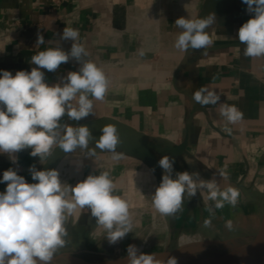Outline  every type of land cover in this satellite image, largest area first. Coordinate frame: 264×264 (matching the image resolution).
<instances>
[{
    "label": "crops",
    "instance_id": "obj_1",
    "mask_svg": "<svg viewBox=\"0 0 264 264\" xmlns=\"http://www.w3.org/2000/svg\"><path fill=\"white\" fill-rule=\"evenodd\" d=\"M210 13L215 14V23L206 29L212 40L207 54L203 49H176L182 31L176 19L205 18ZM250 15L242 0H0V70L13 75L31 71L36 67L31 56L46 48L70 52L74 41L61 35L71 27L79 30L77 43L89 53L82 59L94 62L110 81L104 100L93 101V115L80 121L61 118V125L86 126L91 138L87 149L68 153L56 170L69 185L109 171L116 194L129 204L133 230L109 244L90 210L78 211L69 217L66 246L51 264L66 258L85 263L125 258L130 244L156 256H171L199 242L228 244L232 250L221 257L233 256L234 261L249 248L264 215V57H245V45L237 38ZM37 33L45 41L39 47ZM80 67L70 57L54 72L41 70L53 85ZM202 85L220 96L217 105L201 106L192 99ZM224 103L236 105L243 120L227 125L219 114ZM108 125L117 128L122 141L116 149L122 154L118 161L96 148ZM225 126L232 129L230 134ZM59 131L63 133V127ZM93 149L95 157L88 155ZM30 151L17 153V164L0 154V178L11 167L33 183L29 167L43 170L48 160L41 164ZM164 155L175 158L173 178L177 172H198L194 179H215L221 189L236 188L240 193L236 206L215 210L211 225L204 227L209 218L206 190H198L174 216L158 213L152 195L161 183L158 161ZM221 169L227 179L219 175ZM5 188L6 183H0V192ZM228 220L231 229L225 227Z\"/></svg>",
    "mask_w": 264,
    "mask_h": 264
},
{
    "label": "clouds",
    "instance_id": "obj_2",
    "mask_svg": "<svg viewBox=\"0 0 264 264\" xmlns=\"http://www.w3.org/2000/svg\"><path fill=\"white\" fill-rule=\"evenodd\" d=\"M250 18L237 32L239 42L245 45V57H264V0H242ZM215 23V14L205 18H177L175 25L182 29L174 47L182 52L189 48L207 54L212 40L206 29ZM79 30L63 29L61 39L74 41L70 52L59 47H50L31 56L36 65L31 71L19 70L12 74L0 70V154H6L12 164L18 163L17 153L31 149L29 155L38 157L41 164L53 154L56 147L65 153L77 148L87 149L91 133L86 126L61 125V118L67 115L71 120L80 121L93 115V101H102L110 81L104 71L91 60L83 44L77 43ZM45 43L42 34L37 33L36 47ZM144 53L141 52V55ZM74 58L81 63L78 71H70L61 81L49 85L45 73L56 71L62 63ZM188 87H192L189 83ZM192 99L201 106L217 105L220 96L209 90L208 85L194 91ZM219 114L227 125L242 121L244 113L236 106L220 104ZM63 127V133L59 130ZM96 148L112 154L113 160H120L122 154L117 146L122 142L114 125L104 126ZM224 131L232 129L225 126ZM96 156L95 150L88 152ZM175 158L162 156L158 166L163 170L161 183L152 195L154 209L163 216H174L182 211L186 198L190 199L198 190H206L205 206L209 218L204 227L211 225L215 210L226 204L235 207L240 193L234 187L221 189L215 179H194L199 173L177 172L173 178ZM33 183L18 174L14 168L3 172L0 183L6 188L0 192V264H51L55 255L66 246L69 233L65 227L69 217L89 209L98 226L105 230L109 244L124 239L133 230L129 204L117 195V184L110 172L89 174L75 185L62 183L56 169L37 170L29 167ZM219 175L227 179L221 169ZM214 202V206L208 205ZM228 220L225 227L232 228ZM126 264H178L175 256L166 260L156 254L139 252L135 245H128Z\"/></svg>",
    "mask_w": 264,
    "mask_h": 264
},
{
    "label": "water",
    "instance_id": "obj_3",
    "mask_svg": "<svg viewBox=\"0 0 264 264\" xmlns=\"http://www.w3.org/2000/svg\"><path fill=\"white\" fill-rule=\"evenodd\" d=\"M183 149L184 146L177 150L176 153H180ZM67 154L68 153H65L62 149L57 147L53 151L52 156L48 159L43 170L57 169L58 165ZM66 259L69 264H126L127 257L99 263H85L76 261L72 258ZM232 264H264V215L257 236L255 237L249 248L245 251V253H243L241 257L237 261L235 260Z\"/></svg>",
    "mask_w": 264,
    "mask_h": 264
},
{
    "label": "bare ground",
    "instance_id": "obj_4",
    "mask_svg": "<svg viewBox=\"0 0 264 264\" xmlns=\"http://www.w3.org/2000/svg\"><path fill=\"white\" fill-rule=\"evenodd\" d=\"M201 246L208 250V253L209 255H211V257H204V256L196 255V256L190 257L189 261H192V262L200 261L201 262L203 260H207L208 258H214V259H210V261L208 260L207 262H202L201 264H232L234 262L233 256L227 259H224V260L220 259L224 253L230 252L233 246H230L228 244L217 245V244H211V243L202 244ZM156 258L159 259V257L157 256Z\"/></svg>",
    "mask_w": 264,
    "mask_h": 264
},
{
    "label": "rangeland",
    "instance_id": "obj_5",
    "mask_svg": "<svg viewBox=\"0 0 264 264\" xmlns=\"http://www.w3.org/2000/svg\"><path fill=\"white\" fill-rule=\"evenodd\" d=\"M204 242H199L197 245H193L189 248L183 249L181 251L176 252L175 254L171 255V256H175L178 259V264H201L202 262H207L208 260L210 261V259H214V258H208L207 260H203V261H199V262H195V261H189V258L192 256H204V257H211V255H209L208 250L204 247H202L201 245ZM170 255H157V257H159V259L161 260H166ZM222 260H224L222 257L220 258ZM67 259H63L60 261H57L56 263L53 264H67Z\"/></svg>",
    "mask_w": 264,
    "mask_h": 264
}]
</instances>
